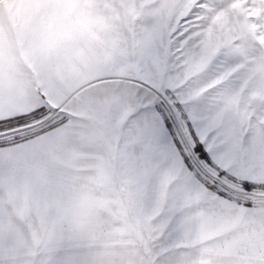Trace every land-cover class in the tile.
I'll list each match as a JSON object with an SVG mask.
<instances>
[{
    "label": "snow or ice",
    "instance_id": "1",
    "mask_svg": "<svg viewBox=\"0 0 264 264\" xmlns=\"http://www.w3.org/2000/svg\"><path fill=\"white\" fill-rule=\"evenodd\" d=\"M0 264H264V0H0Z\"/></svg>",
    "mask_w": 264,
    "mask_h": 264
}]
</instances>
